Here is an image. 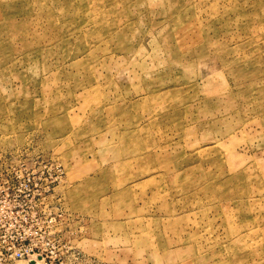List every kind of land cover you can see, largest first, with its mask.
<instances>
[{"label":"rangeland","instance_id":"1","mask_svg":"<svg viewBox=\"0 0 264 264\" xmlns=\"http://www.w3.org/2000/svg\"><path fill=\"white\" fill-rule=\"evenodd\" d=\"M31 259L264 264V0H0V264Z\"/></svg>","mask_w":264,"mask_h":264},{"label":"built area","instance_id":"2","mask_svg":"<svg viewBox=\"0 0 264 264\" xmlns=\"http://www.w3.org/2000/svg\"><path fill=\"white\" fill-rule=\"evenodd\" d=\"M9 171V173H11V174H14V172L12 171V170H8ZM16 173H17V171H16ZM9 176H12V175H9ZM39 177V178H41L42 176H41V174L40 175H36V174H34L33 173V177L34 178H36V177ZM58 175H56L55 177H57ZM54 178V177H53ZM27 251V253L28 252H30V251H28V250H26ZM16 254L17 255H19V256H22V255H24L25 254V251H20V250H18L17 252H16ZM32 260V259H31ZM36 260V259H35Z\"/></svg>","mask_w":264,"mask_h":264},{"label":"water","instance_id":"3","mask_svg":"<svg viewBox=\"0 0 264 264\" xmlns=\"http://www.w3.org/2000/svg\"><path fill=\"white\" fill-rule=\"evenodd\" d=\"M31 262H32V264H35L36 263V260L35 259H32Z\"/></svg>","mask_w":264,"mask_h":264}]
</instances>
